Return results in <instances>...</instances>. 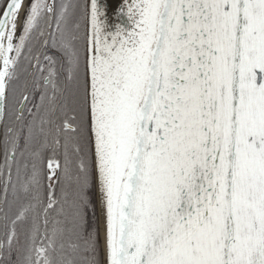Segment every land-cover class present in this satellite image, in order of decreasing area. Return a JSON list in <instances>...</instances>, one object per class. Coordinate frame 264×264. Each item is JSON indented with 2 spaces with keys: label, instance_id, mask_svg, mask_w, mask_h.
I'll list each match as a JSON object with an SVG mask.
<instances>
[{
  "label": "snow or ice",
  "instance_id": "snow-or-ice-1",
  "mask_svg": "<svg viewBox=\"0 0 264 264\" xmlns=\"http://www.w3.org/2000/svg\"><path fill=\"white\" fill-rule=\"evenodd\" d=\"M0 264H264V0H0Z\"/></svg>",
  "mask_w": 264,
  "mask_h": 264
}]
</instances>
